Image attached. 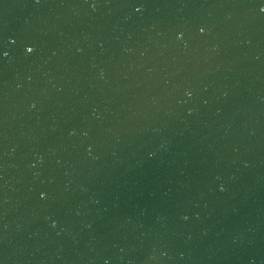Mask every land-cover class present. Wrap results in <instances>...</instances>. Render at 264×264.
<instances>
[{
    "label": "water",
    "instance_id": "water-1",
    "mask_svg": "<svg viewBox=\"0 0 264 264\" xmlns=\"http://www.w3.org/2000/svg\"><path fill=\"white\" fill-rule=\"evenodd\" d=\"M0 264H264V0H0Z\"/></svg>",
    "mask_w": 264,
    "mask_h": 264
},
{
    "label": "snow or ice",
    "instance_id": "snow-or-ice-1",
    "mask_svg": "<svg viewBox=\"0 0 264 264\" xmlns=\"http://www.w3.org/2000/svg\"><path fill=\"white\" fill-rule=\"evenodd\" d=\"M27 51H28L29 53H31V52H33V51H34V49H33V48H31V47H29V48L27 49Z\"/></svg>",
    "mask_w": 264,
    "mask_h": 264
}]
</instances>
